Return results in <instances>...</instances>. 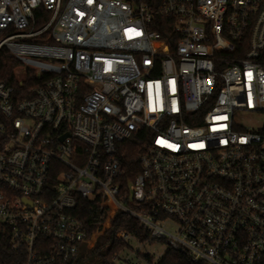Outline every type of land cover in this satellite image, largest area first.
Wrapping results in <instances>:
<instances>
[{"label":"built area","instance_id":"1","mask_svg":"<svg viewBox=\"0 0 264 264\" xmlns=\"http://www.w3.org/2000/svg\"><path fill=\"white\" fill-rule=\"evenodd\" d=\"M1 48L40 79L0 81L12 264L75 262L100 194L194 262L264 264V0H0Z\"/></svg>","mask_w":264,"mask_h":264},{"label":"trees","instance_id":"2","mask_svg":"<svg viewBox=\"0 0 264 264\" xmlns=\"http://www.w3.org/2000/svg\"><path fill=\"white\" fill-rule=\"evenodd\" d=\"M42 10H36L41 13ZM46 17V16H45ZM48 18V14H47ZM39 21L38 25H42ZM158 29V28H157ZM20 67V62L6 49H0V81L14 86L19 98L28 95L30 86L39 84L40 79L33 73L28 72V78H24L23 84L16 76V70ZM141 149H137L133 143L126 145V154L122 160L124 166L123 183L124 187H129L140 171L139 157ZM126 190V189H125ZM131 207L134 204L128 202ZM73 214L85 221L87 228V240H94L93 252L101 253L100 264H115L113 257L115 254L131 248L130 245L117 236L120 231H125L135 237L140 243H153L149 233L141 227L140 222L133 216L127 215L116 207L104 194L98 195L92 200L79 198ZM0 255L3 264H12L13 254L8 252L5 241L0 237ZM140 255V254H139ZM142 257L149 263H153V257L144 254ZM78 264L75 260L73 263ZM158 264H205L194 262L185 253L168 248Z\"/></svg>","mask_w":264,"mask_h":264},{"label":"rangeland","instance_id":"3","mask_svg":"<svg viewBox=\"0 0 264 264\" xmlns=\"http://www.w3.org/2000/svg\"><path fill=\"white\" fill-rule=\"evenodd\" d=\"M21 73V70H19ZM131 248L120 253V259L116 264H158L168 249L166 243L155 240L153 243H145L143 245L136 242L134 239L129 240ZM94 240H86L80 246V251L76 260L78 264H100L101 253L93 252ZM139 252L140 255L136 254ZM149 254L153 257V263L147 262L142 255Z\"/></svg>","mask_w":264,"mask_h":264}]
</instances>
